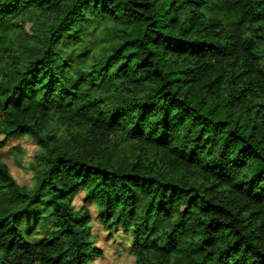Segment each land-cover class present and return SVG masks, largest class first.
<instances>
[{
    "label": "trees",
    "instance_id": "16d2710c",
    "mask_svg": "<svg viewBox=\"0 0 264 264\" xmlns=\"http://www.w3.org/2000/svg\"><path fill=\"white\" fill-rule=\"evenodd\" d=\"M23 137L0 264H91L89 205L132 264H264V0H0V150Z\"/></svg>",
    "mask_w": 264,
    "mask_h": 264
},
{
    "label": "rangeland",
    "instance_id": "374dc122",
    "mask_svg": "<svg viewBox=\"0 0 264 264\" xmlns=\"http://www.w3.org/2000/svg\"><path fill=\"white\" fill-rule=\"evenodd\" d=\"M37 153V147L28 138L8 140L5 147L0 150L2 161L8 166L10 173L19 185L31 186L32 176L27 171L28 164ZM83 192H79L74 199V205L79 208L82 204ZM92 214L90 223L92 234L97 238L96 246L101 249L103 255L96 258L91 264H132L133 258L128 252L127 238L122 233H115L109 238L108 231L96 218V210L89 205ZM47 210H41L40 222L27 226L30 229L28 239L32 242L38 241L45 236L48 229Z\"/></svg>",
    "mask_w": 264,
    "mask_h": 264
}]
</instances>
